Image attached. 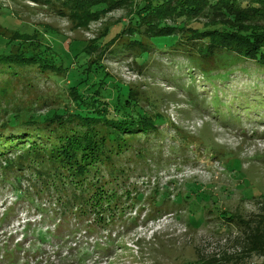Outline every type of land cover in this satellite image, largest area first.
Instances as JSON below:
<instances>
[{"label": "rangeland", "instance_id": "1", "mask_svg": "<svg viewBox=\"0 0 264 264\" xmlns=\"http://www.w3.org/2000/svg\"><path fill=\"white\" fill-rule=\"evenodd\" d=\"M120 22L127 24V11L109 13L81 27L37 0H0V53L43 46L47 53L54 51V59L62 55L60 49L72 57L81 50L79 44L92 46L111 30L117 33ZM92 57L109 75L111 91L124 86L139 92L147 115L160 119V142L169 149L166 162L161 169L155 166L132 175L128 183L135 189L126 187L129 196L125 193L123 202L131 203L125 210L118 212L123 202L112 209L102 205L84 225L78 218L71 220L70 227H77L72 232L57 231L64 221H52L55 205L49 199L34 203L14 188L0 187L5 191L0 195V264H6L7 247L17 254L12 264H264V246L260 252L250 251L248 225L237 224L250 222V227L264 211V72L249 64L251 72L238 70L228 81L213 84L191 69L187 59L159 51L142 69L128 53ZM68 84L64 77H44L39 92L18 95L35 103L41 115L50 107L66 106ZM257 85L260 95H254ZM192 86L199 102L211 104L218 95L223 103L220 112L228 113L223 119L230 123H221L218 110L204 111L192 103L188 91ZM26 115L22 110L21 120ZM28 177L27 173L16 189L26 193ZM187 193L203 213L194 215L188 209L191 199L170 203ZM164 194L165 204L154 205ZM95 220L103 228L95 231ZM42 232L50 233L46 240L40 239ZM54 233L61 237L51 238Z\"/></svg>", "mask_w": 264, "mask_h": 264}, {"label": "trees", "instance_id": "2", "mask_svg": "<svg viewBox=\"0 0 264 264\" xmlns=\"http://www.w3.org/2000/svg\"><path fill=\"white\" fill-rule=\"evenodd\" d=\"M37 3L55 8L59 15L81 23V27L115 11L125 10L128 14L127 24H117L120 27L117 33L111 34V30L92 46L76 43L82 48L72 57L65 56V49H60L62 55L54 59V51L47 53L43 46L28 52L10 48L9 53H0V187L14 188L18 195H27L34 203L35 199L41 202L49 199L55 205L52 221L56 218L64 221L58 226L59 233L69 228L70 232L76 230L69 224L73 219L78 218L84 225L88 220L85 218L102 205L112 209L123 202V195L129 196L126 187L135 189L128 183L133 174L147 173L155 166L161 169L166 162L168 147L164 141L160 142V119L147 115L139 92L124 86L120 90L113 86L111 91L109 75L92 55L99 59L102 52L128 53L132 63L141 69L158 51L169 57L181 56L190 62L191 69L213 84L217 80L228 81L238 70L251 72L249 64L264 72V0H37ZM58 40L63 45L64 40ZM68 41L75 45L70 38ZM55 76L69 80L68 102L63 107H50L40 115L37 105L25 102L18 93L39 92L44 77ZM261 89L257 85L254 95L262 94ZM188 91L192 103L197 102L204 111L218 110L221 123H230L231 119H223L228 113L220 112L223 103L218 95L207 104L194 99L197 90L193 86ZM22 110L27 114L26 120H21ZM234 123L240 125L237 120ZM27 173L24 193L16 188L23 184ZM165 199L164 194L153 204L161 206ZM188 199H191L188 209L194 215L203 213L190 193L169 201L180 205ZM130 203L123 202L118 212ZM216 210L219 211L218 207ZM227 216L232 218L231 214ZM258 217L250 227V222L237 224L248 225L245 230L248 248L260 252L264 246V211ZM102 226L96 223L93 229ZM59 233L51 238L59 239ZM49 234L42 232L39 237L46 240ZM16 255L7 247L6 264L14 263Z\"/></svg>", "mask_w": 264, "mask_h": 264}]
</instances>
